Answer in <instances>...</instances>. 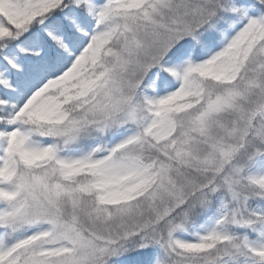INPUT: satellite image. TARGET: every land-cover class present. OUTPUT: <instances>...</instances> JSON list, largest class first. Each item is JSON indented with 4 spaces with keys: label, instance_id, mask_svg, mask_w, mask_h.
<instances>
[{
    "label": "snow or ice",
    "instance_id": "obj_1",
    "mask_svg": "<svg viewBox=\"0 0 264 264\" xmlns=\"http://www.w3.org/2000/svg\"><path fill=\"white\" fill-rule=\"evenodd\" d=\"M0 264H264V0H0Z\"/></svg>",
    "mask_w": 264,
    "mask_h": 264
}]
</instances>
